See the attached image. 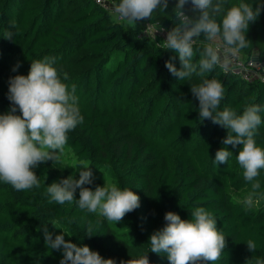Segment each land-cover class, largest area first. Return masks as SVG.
I'll use <instances>...</instances> for the list:
<instances>
[{"label":"trees","instance_id":"obj_1","mask_svg":"<svg viewBox=\"0 0 264 264\" xmlns=\"http://www.w3.org/2000/svg\"><path fill=\"white\" fill-rule=\"evenodd\" d=\"M108 1L112 8L96 0H0V115L12 106L10 77L27 76L31 62L45 57L54 58L60 71L81 51L90 63L67 75L66 84L75 85L84 120L68 133L66 145L92 174H105L84 187L94 191L112 176L117 186L140 197V206L116 223L80 210L76 200L50 202L47 186L67 177L56 161L41 163L33 169L39 188L16 191L0 182V264H59L63 252L45 244L44 227L53 239L62 231L66 241L87 245L116 264H137L147 254L150 264H170L166 253L149 252L151 235L165 226L166 212L190 220L191 211L201 206L214 214L226 238L215 264H255L256 257L264 258V199L250 208L241 202L251 188L235 157L242 146L223 144L227 131L210 119L199 120V101L190 88L216 78L225 88L218 111L242 114L247 105L264 104V79L217 68L205 77L179 80L165 67L171 61L180 69L178 53L113 19L119 0ZM239 2L226 0L225 8ZM244 2L257 6V0ZM175 4L169 0L167 10L157 9L146 21L171 29L179 22ZM184 11L193 16L190 3ZM194 39L199 50L203 37ZM246 39L249 47L239 53L264 62V10L250 23ZM260 115L254 138L264 148V112ZM220 148L233 153L227 164L213 162ZM257 179L264 193V170ZM90 226L91 238L85 235ZM249 239L257 244L255 252L247 249ZM128 251L134 258L124 261Z\"/></svg>","mask_w":264,"mask_h":264},{"label":"clouds","instance_id":"obj_2","mask_svg":"<svg viewBox=\"0 0 264 264\" xmlns=\"http://www.w3.org/2000/svg\"><path fill=\"white\" fill-rule=\"evenodd\" d=\"M225 2L176 0L173 9L179 24L167 31L164 48L178 53L180 69L171 61H166L165 67L179 80L193 75L205 77L206 73L217 68L227 71L230 57L249 47L246 32L250 23H254L264 10V0H257L255 8L244 0L225 8ZM168 3L169 0H119L114 12L119 19L138 23L151 19L157 9L167 10ZM189 3L193 16L186 15L184 11ZM198 37H203L199 50L194 48V38ZM218 41L222 42V51ZM197 53L198 60L195 59ZM67 79V74H61L55 66V59L48 57L32 61L27 76L16 75L9 79L7 98L12 106L8 113L0 115V182L11 185L16 191L39 188L40 181L33 169L47 161H59V154L69 139L68 133L83 123L75 85L63 82ZM190 91L199 101V120L210 119L221 125L227 131L223 144L234 148L242 146L235 157L251 188L241 202L252 207L264 199L257 179L264 170V148L257 146L254 138L262 123L260 113L264 112V104L247 105L242 114L232 108L218 111L225 99V88L216 78H203L201 83L191 85ZM17 109L20 115L15 114ZM231 156V151L220 148L213 162L227 164ZM79 170L78 180L69 176L47 186L50 202L64 204L76 200L80 210L116 223L140 206V197L129 188L121 189L106 182L94 191L84 187L93 182V175L90 167L81 166ZM77 189L79 199L75 198ZM191 217L184 220L175 212H166L165 226L156 230L149 239V252L166 253L170 264H200L201 261L215 264L220 260L226 248V238L217 228L214 214L201 206L191 211ZM43 231L45 244L50 249L63 252L59 264H116L113 259H104L87 245L77 246L66 241L62 231L54 239L46 227ZM85 235L89 238L94 235L91 226L85 230ZM245 243L250 252L257 250L254 240L249 239ZM121 264L127 262L122 261ZM137 264H150L148 254ZM255 264H264V258L256 257Z\"/></svg>","mask_w":264,"mask_h":264},{"label":"rangeland","instance_id":"obj_3","mask_svg":"<svg viewBox=\"0 0 264 264\" xmlns=\"http://www.w3.org/2000/svg\"><path fill=\"white\" fill-rule=\"evenodd\" d=\"M112 8V7H111ZM113 8V12H114ZM113 19H118V16L113 13ZM124 23L128 24L129 26H133L139 29V31L146 35L150 36L151 38L157 40L159 43L164 44V40L167 36V31L170 30V28H164L162 26H159V24H151L148 21L144 20L138 23H131L125 20H122ZM178 23H174L173 26H177ZM218 45L221 47V51L223 50L222 43L217 42ZM88 58L85 54H83L81 51L77 52L75 56L70 57L65 65L60 69L61 74L66 73L67 75H73L76 74L78 71L84 69L86 66L89 65V61H87ZM61 79L63 80V75H61ZM63 82H67L63 81ZM64 150L62 153H60V159L59 161H56L59 165H61V168L64 171V177L79 175V167H85L87 165L86 161H81L76 159L75 156H73L72 152L69 151L70 149L65 145ZM104 174V173H103ZM100 172L94 171L93 172V179H96L97 177L105 178V174L103 175ZM107 184H116L115 180L111 177H108L106 179ZM134 256L133 252L128 251L127 254L124 256L123 260L127 261L130 260ZM136 258V256H135Z\"/></svg>","mask_w":264,"mask_h":264},{"label":"built area","instance_id":"obj_4","mask_svg":"<svg viewBox=\"0 0 264 264\" xmlns=\"http://www.w3.org/2000/svg\"><path fill=\"white\" fill-rule=\"evenodd\" d=\"M96 1L105 7L111 8V4L108 0ZM229 69L241 74L245 79H264V62H260L254 57L246 58L242 54L237 53L236 55L230 57Z\"/></svg>","mask_w":264,"mask_h":264}]
</instances>
